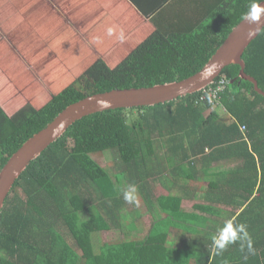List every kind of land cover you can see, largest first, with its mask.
Segmentation results:
<instances>
[{
	"label": "trees",
	"instance_id": "16d2710c",
	"mask_svg": "<svg viewBox=\"0 0 264 264\" xmlns=\"http://www.w3.org/2000/svg\"><path fill=\"white\" fill-rule=\"evenodd\" d=\"M263 1L153 2V12L144 14L151 18L153 34L117 64L100 57L83 66L40 109L28 104L10 115L0 104L1 171L73 104L96 93L150 87L197 73L244 22L250 4ZM244 60L264 90V30ZM241 70L240 64H230L213 84L175 101L112 109L77 121L30 164L8 196L0 264H264V234L257 231L264 228V96L242 78ZM219 84L220 105L196 103L207 88ZM104 153L117 154L118 170L95 160ZM168 154L178 161L170 166L172 175L208 185L202 198L212 206L198 209L221 213L217 206L247 207L233 222L247 225L255 255L245 258L239 243L215 255L216 233L193 229V215H180L187 213L183 198L153 196L152 185L168 169ZM213 164L236 169L216 171L212 183L199 174ZM129 184L136 185L144 205L152 209L157 201L165 213L153 215L151 230L141 237L143 216L126 211L132 204L121 191ZM173 230L179 231L177 246L169 245ZM115 231L116 238L111 236ZM101 234L105 239L96 245Z\"/></svg>",
	"mask_w": 264,
	"mask_h": 264
},
{
	"label": "crops",
	"instance_id": "0c3cea01",
	"mask_svg": "<svg viewBox=\"0 0 264 264\" xmlns=\"http://www.w3.org/2000/svg\"><path fill=\"white\" fill-rule=\"evenodd\" d=\"M162 0H33L32 3L28 0L25 6L33 4V12L38 13L40 8L51 9L52 13L62 16L63 19L57 21V25L65 24L68 31L65 44L62 41L58 45H65L67 53H74L73 49L79 44L85 43L87 46H109L114 49L119 58H123L125 54H131L133 50L141 43L146 41L154 32V27L151 23V18L144 15L153 12V2H161ZM38 11V12H37ZM33 13V15L35 14ZM108 29H112V35H108ZM29 39L31 35H27ZM26 39V38H24ZM23 39V40H24ZM35 50L39 43H35L36 38L33 37ZM38 47V48H39ZM41 50V48L39 49ZM36 51L38 59H42V52ZM82 60V57L81 59ZM163 153L166 151L163 150ZM178 162L173 154H168L167 164L168 169L162 174L161 182L153 184L151 187L152 194L155 198H183L182 210L187 213H180V215H193V229L200 232H207L215 234L222 228L226 221H234L240 215L247 213L246 208L242 207L234 210L233 207H219L222 210H210V212H203L197 207L210 208L212 204H208L202 198V194L208 190V185L200 180L198 183H189L185 179L175 177L172 175V166ZM171 166V167H170ZM229 172L235 170V165L226 164L222 167L219 164H213L206 169V172H201L199 176L207 178L208 182H216L214 173L218 170ZM170 172V173H169ZM213 172V173H212ZM137 197L139 195L137 194ZM139 207L132 204L126 211L132 215H142L143 225H149L151 230L155 220L153 215H165L160 211L161 207L156 199L154 208L144 205L139 197ZM211 205V206H210ZM235 213V215H233ZM249 215V214H247ZM163 218V217H162ZM196 228V229H195ZM263 227H257L259 233H263ZM147 232V234H148ZM169 245L177 246L179 231L173 230L170 234Z\"/></svg>",
	"mask_w": 264,
	"mask_h": 264
},
{
	"label": "rangeland",
	"instance_id": "374dc122",
	"mask_svg": "<svg viewBox=\"0 0 264 264\" xmlns=\"http://www.w3.org/2000/svg\"><path fill=\"white\" fill-rule=\"evenodd\" d=\"M27 2L0 0V104L10 115L28 104L40 109L70 85L83 66L95 59L102 57L114 65L128 55L119 58L109 46H87L85 43L75 46L74 53H67L65 45H58L59 41L65 44L68 34L65 24L57 25L63 17L52 13L49 7L48 11L40 8L35 13L33 4L25 6ZM29 34L31 38L27 41ZM33 37L40 45L36 50ZM37 50L42 52V59L37 58ZM133 115L135 118L136 112ZM104 154L95 156V160L102 167L118 170L120 160L117 154ZM141 228L140 237L150 229L148 224ZM111 236L116 238L118 232H111ZM104 239L101 234L95 244L100 245Z\"/></svg>",
	"mask_w": 264,
	"mask_h": 264
},
{
	"label": "water",
	"instance_id": "95a60500",
	"mask_svg": "<svg viewBox=\"0 0 264 264\" xmlns=\"http://www.w3.org/2000/svg\"><path fill=\"white\" fill-rule=\"evenodd\" d=\"M259 6L264 9V1ZM257 28L255 35L249 36V31ZM263 30L264 13L261 14V19L257 24H249L244 21L221 45L205 66L188 78L150 87L113 89L96 93L71 105L59 114L52 123L30 138L13 154L0 172V238L3 211L8 196L14 190L18 180L33 161L66 135L71 126L84 117L112 109L149 107L175 101L213 84L222 74L224 68L230 64H240L242 66V78L252 81L255 89L264 96V90L259 86L258 80L247 72V64L244 60L246 52L255 39L259 38Z\"/></svg>",
	"mask_w": 264,
	"mask_h": 264
},
{
	"label": "clouds",
	"instance_id": "9594fccd",
	"mask_svg": "<svg viewBox=\"0 0 264 264\" xmlns=\"http://www.w3.org/2000/svg\"><path fill=\"white\" fill-rule=\"evenodd\" d=\"M262 13H264V9L256 2H253L250 4L249 10L244 14L242 19L249 24H257L261 19ZM257 30L258 28L250 30L249 36L255 35ZM108 35H112V29H108ZM121 191L126 203L139 207L136 185L129 184L124 189H121ZM237 243H239L240 251L245 253V258L248 255H255L256 250L253 247V240L248 232L247 225L244 223H234L229 220L212 236V251L215 255L222 256L230 245Z\"/></svg>",
	"mask_w": 264,
	"mask_h": 264
},
{
	"label": "built area",
	"instance_id": "2783aa9c",
	"mask_svg": "<svg viewBox=\"0 0 264 264\" xmlns=\"http://www.w3.org/2000/svg\"><path fill=\"white\" fill-rule=\"evenodd\" d=\"M223 90L222 85L211 86L207 88L202 96L196 101V103H206L209 100L210 104L214 107L220 105V91ZM245 129V128H244Z\"/></svg>",
	"mask_w": 264,
	"mask_h": 264
}]
</instances>
